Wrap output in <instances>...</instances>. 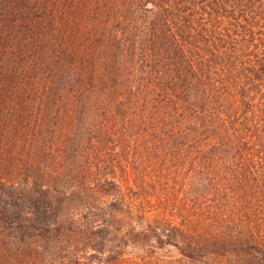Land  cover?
Listing matches in <instances>:
<instances>
[{
    "label": "trees",
    "instance_id": "obj_1",
    "mask_svg": "<svg viewBox=\"0 0 264 264\" xmlns=\"http://www.w3.org/2000/svg\"><path fill=\"white\" fill-rule=\"evenodd\" d=\"M164 246L264 258V0H0V264Z\"/></svg>",
    "mask_w": 264,
    "mask_h": 264
},
{
    "label": "rangeland",
    "instance_id": "obj_2",
    "mask_svg": "<svg viewBox=\"0 0 264 264\" xmlns=\"http://www.w3.org/2000/svg\"><path fill=\"white\" fill-rule=\"evenodd\" d=\"M123 230L126 231L127 229L124 228ZM162 249L163 250L158 253V258H155V260L153 261H149V264H200L198 262H189L187 260H181V257L178 255L177 251L172 247L164 246L162 247ZM141 253V249H135L131 247H129L126 252V254L133 260L139 258L137 256H139ZM209 259L211 261V264H226V262L228 261V259L224 256H211L209 257ZM253 260L254 262L257 260V264H264V258L260 253H258ZM137 261H139V259H137Z\"/></svg>",
    "mask_w": 264,
    "mask_h": 264
}]
</instances>
